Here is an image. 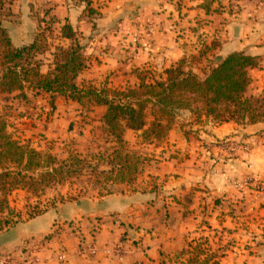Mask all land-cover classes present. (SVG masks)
Returning <instances> with one entry per match:
<instances>
[{
  "label": "crops",
  "instance_id": "1",
  "mask_svg": "<svg viewBox=\"0 0 264 264\" xmlns=\"http://www.w3.org/2000/svg\"><path fill=\"white\" fill-rule=\"evenodd\" d=\"M7 1L14 16L0 22L18 47L39 31V9L68 6L88 58L79 85L136 87L143 71L165 78V70L179 63L204 76L220 59L243 51L259 58L258 67L248 70L247 93H264V0H222L210 14L197 0ZM88 3L100 14L94 23L84 22ZM206 17L222 25L219 35L207 40L198 27ZM148 23L151 33L144 30ZM138 27L141 34L134 41ZM51 53L40 56L45 74L53 68ZM72 103L58 97L55 120L75 119ZM92 109L100 121L106 107ZM195 117L180 111L177 118L184 123L174 125L162 143L142 148L148 157L143 173L128 186L67 201L0 231V258L21 260L32 250L38 264H165L190 234L210 232L219 264H264V191L233 185L251 177L264 181V121L217 124ZM140 134L127 130L125 139ZM228 136L252 141V150L227 158L213 142ZM251 211L259 215L256 221Z\"/></svg>",
  "mask_w": 264,
  "mask_h": 264
},
{
  "label": "trees",
  "instance_id": "2",
  "mask_svg": "<svg viewBox=\"0 0 264 264\" xmlns=\"http://www.w3.org/2000/svg\"><path fill=\"white\" fill-rule=\"evenodd\" d=\"M197 1L201 2L205 13L210 14L213 5L220 6L222 0ZM86 11L85 23H94L100 15L90 3ZM13 16L8 1L0 0V20ZM35 16L39 31L30 43L19 47L0 22V95L19 93L28 99L26 91L31 90L36 95L47 94L52 108L58 97L105 106L101 122L114 142L108 165L116 182L132 183L146 161L127 148V130L141 131L144 142L159 144L167 136L172 119L182 110L205 116L217 124L253 125L264 121V96L247 95L251 83L248 70L258 67L257 56L236 51L211 66L204 76L179 63L165 70V78L148 80L139 76L136 87L98 89L77 82L78 75L88 67V58L83 43L85 37L80 26L74 28L70 23L68 6L62 5L57 10L55 5H49L39 9ZM50 51L53 68L45 74L41 70L44 63L40 56ZM149 106L154 109L155 117L148 123ZM78 164L81 167L77 170L71 169ZM86 165L85 159L73 155L58 162L55 156L24 143L9 132L6 118L0 114L1 215L10 211L8 195L13 190L48 186L58 181V175L81 171ZM90 168L98 170L95 166ZM11 226V220L0 221V231ZM201 252L198 247L192 252L182 250V255L191 254L184 264H217L211 263L210 257L201 258Z\"/></svg>",
  "mask_w": 264,
  "mask_h": 264
},
{
  "label": "rangeland",
  "instance_id": "3",
  "mask_svg": "<svg viewBox=\"0 0 264 264\" xmlns=\"http://www.w3.org/2000/svg\"><path fill=\"white\" fill-rule=\"evenodd\" d=\"M221 7L222 5L219 6V4L215 3L211 11H216ZM219 22L216 18L210 19L207 17L200 20L198 27L204 30L201 32L206 40L210 35H219L222 30V25ZM56 43L54 41V44ZM202 50H204L203 47ZM142 76H145L148 80L156 77L144 71ZM89 85L98 89H123L97 87L87 84V86ZM26 94L28 95V99L22 98L19 93L0 95V114L5 116L9 125V132L36 150L55 156L58 162L67 160L70 155H73L85 159L87 165L81 171H71L72 173L70 174L58 175L56 178L58 181L52 182L48 186L36 185L37 187L34 186L35 188L29 190L22 188L13 190L8 195L10 211L5 215L0 214V221L11 220L14 225L17 222L41 214L51 207L64 205L67 201L83 200L91 196H102L116 191L121 188V185H124L116 182V179H114L115 174H110L109 172L108 157L112 152L114 142L106 134L101 120L99 121L96 118V113H92V107L95 104L90 103V101L80 103L71 100L74 103L69 104V107H71L69 109L73 111L75 119L66 118L59 121L54 118V112L52 111V106L49 104L48 96L42 97L36 95L31 90H27ZM247 95L249 94L247 93ZM260 95L264 96V93ZM62 105L68 107V104L65 102ZM195 116L198 117L197 115ZM154 117V109L149 106L146 114L147 122H151ZM182 122H185L184 119L181 120L175 115L172 119L171 128ZM240 141L249 144L250 147L253 146L252 141H247L242 136H228L214 141L213 144L221 148L220 152H223L227 158H230L242 153L241 150H233L231 145L232 143L240 144ZM126 144L129 150L136 152L147 160L148 157L146 153L143 154L142 148L144 149L147 145L157 143L144 142L140 134L137 137L126 140ZM90 166H95L98 170L93 171ZM79 167H81V164L74 165L71 169L77 170L76 168ZM142 173L143 168L141 167L138 176ZM260 182L264 184L263 180L251 177L246 181L239 182V185H233L239 191L244 187H251V190L260 192L264 191V187H261ZM125 185L128 186L129 184L125 183ZM251 215L254 216L252 218L255 221L259 216L253 211H251ZM216 242L210 232H198L196 235L190 234L185 246L170 255L168 257L169 261H166L165 264L186 263L191 254L182 255V250L192 252L196 247L202 251L201 258L210 257L211 263L216 262L219 264L220 253L217 251Z\"/></svg>",
  "mask_w": 264,
  "mask_h": 264
},
{
  "label": "built area",
  "instance_id": "4",
  "mask_svg": "<svg viewBox=\"0 0 264 264\" xmlns=\"http://www.w3.org/2000/svg\"><path fill=\"white\" fill-rule=\"evenodd\" d=\"M135 21H136V24H137V19L135 18ZM137 33L136 35L134 36V41H138L139 40V37L140 36V28L138 27L137 28ZM144 30L148 33H151L152 30H153V26L152 24H147L145 27H144ZM232 148L233 150H241L242 153H247V152H250L251 150V147L249 144L247 143H244L243 141L241 142L240 141V144L238 143H232ZM252 181V180H251ZM235 185H239V182H235L234 183ZM260 185L261 187L263 188L264 184L262 182H260ZM39 258L34 254V251H29L27 253V255L25 257H23L21 260H14L13 258L11 257H2L0 258V264H38L39 263Z\"/></svg>",
  "mask_w": 264,
  "mask_h": 264
},
{
  "label": "water",
  "instance_id": "5",
  "mask_svg": "<svg viewBox=\"0 0 264 264\" xmlns=\"http://www.w3.org/2000/svg\"><path fill=\"white\" fill-rule=\"evenodd\" d=\"M218 61H219V59H218Z\"/></svg>",
  "mask_w": 264,
  "mask_h": 264
}]
</instances>
